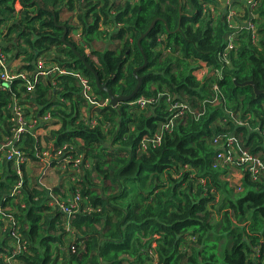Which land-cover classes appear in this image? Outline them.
Segmentation results:
<instances>
[{
	"label": "trees",
	"instance_id": "trees-1",
	"mask_svg": "<svg viewBox=\"0 0 264 264\" xmlns=\"http://www.w3.org/2000/svg\"><path fill=\"white\" fill-rule=\"evenodd\" d=\"M204 4L217 2L0 0V26H7L3 40L14 35L9 44L1 41L2 49L19 50L30 71L52 53L54 62L82 73L102 102L109 100L107 93L96 88L92 71L69 45L97 73L101 85L115 96L128 95L137 83L133 70L144 62L137 40L156 19L140 42L147 62L136 72L142 84L130 101L115 107L107 101L90 109L70 75L56 73L36 82L28 95L37 107L35 115L52 107L60 122L44 142L70 144L89 166L75 176L67 197L52 191L64 203L79 193L78 210L70 217L47 190L30 186L24 175L13 196L16 168L0 174V264H264V175L252 180L245 174L242 190L231 188L222 179L227 171L214 167L212 143L216 136L233 134L249 153L264 158V0L258 7L259 45H251L243 26L228 65L219 58L232 30L226 12L203 16ZM62 7L75 10L77 24L60 19ZM108 27L112 31L102 33ZM76 29L81 33L78 41L71 37ZM102 34L121 44L114 51L93 49ZM201 63L221 68L220 75L198 80L195 72ZM246 82L262 92L240 85ZM212 84L218 88L216 105L207 101L214 95ZM167 93L183 97L192 111L178 118L169 132L162 130L171 117ZM141 96L152 100L144 108L131 104ZM11 105L9 90L0 85V147L13 137ZM82 107L93 115L90 120L82 119ZM230 113L250 117V124L237 125ZM156 133L160 144L142 150L143 137ZM39 144L26 133L15 146L26 160H35V152L42 150ZM94 176L100 182L94 183Z\"/></svg>",
	"mask_w": 264,
	"mask_h": 264
},
{
	"label": "built area",
	"instance_id": "built-area-1",
	"mask_svg": "<svg viewBox=\"0 0 264 264\" xmlns=\"http://www.w3.org/2000/svg\"><path fill=\"white\" fill-rule=\"evenodd\" d=\"M261 0H246L245 4L242 8V11H247V16L240 15L239 11H235L232 7L230 8L228 5L229 0L227 2V12L225 13L226 20L228 25L232 28L228 39L226 41V46L219 55L221 61L228 65L229 54L232 51H235L237 48V44H235V35L237 37V32H240V29L244 26V28L250 32L251 36V45L258 46L260 43V36L258 33L257 22L259 20L258 15V7L260 5ZM212 7L210 4L203 5V16L211 15L212 17ZM237 17H240L242 21H238ZM245 17V18H243ZM1 45V42H0ZM204 69L206 71L205 76H216L220 75L221 68H211L205 66L203 64ZM7 57L3 52L2 47L0 46V85L4 88L8 89L12 96V105H11V116L9 121L12 123V134L13 137L8 142V144L3 145L0 149L7 148V159L13 160L16 165V173L17 180L16 186L13 189L12 195L15 196L19 193V188L22 185L23 174L20 170V166L26 163V158L24 157L21 150H19L15 145L22 140L24 134L29 133L34 138L40 135L39 131L47 128L53 120L52 110L54 108H50L46 110L41 116H36L35 111H37L36 106H32L30 104L29 93L33 94L35 89V84L38 80L42 79V75H50L52 73L56 74H64L72 76L81 92V97L89 104L93 106H100V102L97 100V96L95 95L91 84L88 79L82 75V73L70 70L67 67L60 66L58 64L47 67L45 66V59L40 58L37 60L35 64V69L33 72L16 75L8 70ZM15 81L17 82V86L15 92L12 91V85ZM22 88H25L24 92H22ZM212 91L214 92L213 97L210 100H207L210 104L216 105L218 103L217 91L218 88L216 84H212ZM152 99H146L144 97H138L132 102V105L138 106L139 108H144L147 103H149ZM108 101V100H107ZM106 101V102H107ZM60 102H63V99H60ZM105 102V103H106ZM165 103L167 104L168 112L171 117L169 120L162 126V130L169 132L171 127L174 125V122L185 115L187 112H192L190 106L184 101L183 97L177 98L175 95L166 94ZM198 115L197 113H193ZM250 117H246L241 119L238 114L230 113V119H232L239 126H247L250 123ZM92 125L95 124L94 119L91 121ZM44 125V126H43ZM256 130L260 131V128H256ZM261 138L263 140L262 145L264 147V130L260 131ZM161 136L160 134H154L152 137L144 136L141 141V149L146 150L148 146L156 147L160 144ZM39 140H37L38 142ZM51 143V142H50ZM213 147L216 150L215 155V168H222L224 171L228 170H239L241 173V177L248 175L250 179L257 180L258 177L264 175V158L259 156H254L249 153L242 141L239 140L233 134L228 135H219L213 138ZM52 144V143H51ZM42 145V144H41ZM42 150H38L37 152L41 155L46 156L45 163L54 165L56 171L61 173L62 175H67L70 177L71 181L75 183V176L84 172L82 169L83 166L88 167L89 162L84 159L83 154H78L74 147L70 144H63L60 147H55L53 144L50 145V149L47 150L46 145H42ZM52 152V156L50 154ZM53 161V163H52ZM67 171V172H66ZM72 175V176H71ZM227 177V173L223 174L222 179ZM230 187H235L237 191H241V179L238 184L229 185ZM51 199L54 201L56 205L59 206L61 212H63L66 216H71L72 213L76 212L78 209V203L80 201V195L78 192L72 195L71 200L67 203L61 202L58 198ZM15 201H18L15 199ZM16 237V236H15ZM19 242V241H18ZM17 248L19 245L16 244Z\"/></svg>",
	"mask_w": 264,
	"mask_h": 264
},
{
	"label": "crops",
	"instance_id": "crops-1",
	"mask_svg": "<svg viewBox=\"0 0 264 264\" xmlns=\"http://www.w3.org/2000/svg\"><path fill=\"white\" fill-rule=\"evenodd\" d=\"M127 1H129V0H127ZM216 2H217V5L211 6L213 9L212 10V18H216L220 15H223V13L227 12V9H228V6H227L225 0H216ZM245 2H246V0H229L228 5L230 8L232 7L235 11H239L240 15L245 16V14H248L247 11H242V8L245 7V6H243L245 4ZM60 13L62 16H64V15L66 16V19H64V20H69V23H71V24H77L78 23L75 10H69V9H66V7H62V8H60ZM16 15H18V14H16ZM237 20L242 21L239 19V17H237ZM74 33L75 32L73 31L71 36H74ZM229 34H228V36H229ZM80 35H81V33H80V30L78 29L76 37L80 38ZM13 36H14L13 34H10L8 36V38L3 40L4 41L3 43L9 44V42H7L8 41L7 39H11ZM228 36L226 37V41L228 39ZM233 37H235V41H238L237 37L235 35H233ZM99 42H100L99 39L93 41L92 48L96 49L95 47ZM13 43L15 44V41H13ZM116 43L121 44V42L118 40ZM235 44H237V42H235ZM11 48H13V47L9 46V50H7L8 52H6L4 50V48L2 49L3 52L6 54V57H7V64H8V68H9L8 70L10 72L16 74L17 76L25 73L24 71H26L28 73L33 72V71H30V70L25 68L24 65H26V64H25V61H24L22 55L19 56V50H15V49H11ZM86 52H88L87 49H86ZM52 56L54 57V55L52 53H50L48 55L47 59H45V66L50 67V66L57 64L56 62L53 61ZM201 65H202V69H203V77L199 78L198 73L200 71H202ZM201 65H200V68L198 70H196V72H195V76L200 81L205 77L204 76L203 63H201ZM53 75H54V73H52L50 75H42L41 78L42 79H50L53 77ZM78 88H79V86H78ZM79 90H80V88H79ZM80 97H81V92H80ZM96 98L100 102V106H93V105L87 103L83 98L82 99L86 102V104L88 106H90L89 107L90 109L91 108L96 109V108H99V107L105 105L104 101L102 102L98 97H96ZM81 112H82L81 114L83 115L82 119H84V117H85L86 120H90V117L93 116V115L89 116L87 114L86 107H82ZM59 128H60V122L56 117H54L52 120V123L47 128L39 131L40 135L37 137V139L36 138L35 139L39 140L40 146H41V144L42 145L44 144L47 146V150H49L50 145L53 144V141L51 142L52 144L48 143V142L45 143L44 142V136H48L51 131L58 130ZM253 130H256V128ZM79 143L81 144V141H79ZM7 152H8V150H7ZM7 152H3L0 149V174H2L4 171H8V169H15L16 163L13 160L7 159V157H6ZM45 161H46V156L41 155L38 152H35V160H29V159L26 160V163H24V167H23V175L26 177L28 184L30 186L35 185L41 189L43 188V189L47 190L50 194V198L51 197L55 198V196H54L55 193H52V191H56V193H59L58 195H61L62 197H67V195L71 194V193H69V187H70V184L72 183L70 177L67 175H62L58 171H55L54 165L45 163ZM234 171H237L239 173V176L241 177V173L239 172V170H234ZM41 181L46 182V184L50 185V186H46V187L42 186L40 183ZM68 228H70V227L68 226ZM71 236H72V232L69 233V236L66 238V240L67 241L72 240ZM65 248H68L67 245Z\"/></svg>",
	"mask_w": 264,
	"mask_h": 264
},
{
	"label": "water",
	"instance_id": "water-1",
	"mask_svg": "<svg viewBox=\"0 0 264 264\" xmlns=\"http://www.w3.org/2000/svg\"><path fill=\"white\" fill-rule=\"evenodd\" d=\"M156 22V19L152 21V23L150 24V27L149 29L143 33L137 40V45H138V48L140 50V52L142 53V56H143V64L140 66V67H137L133 70V75L134 77L136 78L137 80V83L134 87V89L131 91V93H129L128 95H124V96H115L112 94L111 91L108 90V88L106 87L105 84L101 85L100 83V80H99V77L97 75V73L95 71H93V69L88 65L86 64V61L85 59L76 51V49L74 48V46L72 45H69V47L71 48V50L74 52V54L79 58V60H81L84 64H85V67L89 70L92 71L93 75H94V78H95V86L98 90L100 91H103V92H106L107 95H108V98H109V103L112 107H115L117 106L119 103L121 102H128L130 101L131 99H133L135 97V95L138 93L140 87H141V84H142V77L140 76H137L136 72L142 68H144V66L146 65V58L144 56V52L142 50V47H141V40L148 34L149 30L154 26ZM64 28V27H63ZM65 29V28H64ZM65 34H66V30H64V35L62 36L61 40L63 42H65ZM241 86H246V85H251L253 86L254 88V91L256 94H260L262 91H258L257 88L255 87V85L252 83V82H246V83H243V84H240Z\"/></svg>",
	"mask_w": 264,
	"mask_h": 264
},
{
	"label": "rangeland",
	"instance_id": "rangeland-1",
	"mask_svg": "<svg viewBox=\"0 0 264 264\" xmlns=\"http://www.w3.org/2000/svg\"><path fill=\"white\" fill-rule=\"evenodd\" d=\"M94 2H96V0H93ZM127 0H114V2H115V4H123V3H125ZM129 1H131V2H133L134 0H129ZM182 2L184 1V0H181ZM130 2V3H131ZM225 2H226V0H225ZM226 4H227V2H226ZM20 9V7L19 6H17V10H19ZM63 12V11H62ZM61 12V13H62ZM61 13H60V15H61ZM17 14V13H16ZM60 19L63 21L64 19H66V16L64 15V16H60ZM239 19L240 20H242L240 17H239ZM67 22H69V20H66ZM0 29H1V35H0V42L3 40V37H2V35H6V31H7V26L6 25H2L1 27H0ZM104 30H103V32L102 33H105V32H111L112 31V28L111 27H108L107 29H105V28H103ZM74 36H71L75 41H78L79 40V37H76V34H77V32H78V29L77 30H74ZM99 43L96 45V49L95 50H97V51H101V50H103V49H108V50H115L117 47H119V45H120V43H116L117 42V40H109L108 39V35H106V36H104L103 34L100 36V38H99ZM1 44H2V42H1ZM55 51H56V49H55ZM86 53H89V50H88V52H86ZM58 56H60V58H64L63 57V55L61 56L60 54H58ZM53 57V56H52ZM93 59H94V57H92ZM201 69H202V65H201ZM206 75V71H205V69H204V76ZM198 76H199V78H202L203 77V69H202V71H200L199 73H198ZM58 99H60V97H58ZM56 171V170H55ZM225 180V182H227L228 183V185H234V184H238V182H239V180H240V176H239V173L237 172V171H234V170H228L227 171V177L224 179ZM92 181H94V183H97V182H100V180H99V178L98 179H96L95 178V176L92 178ZM41 183V185L42 186H50V185H47L46 184V182H43V181H41L40 182ZM231 188H234V186L233 187H231ZM212 212V210H210V213ZM219 217V216H218ZM215 220V219H214ZM65 243L69 246L70 244H71V241L70 240H65Z\"/></svg>",
	"mask_w": 264,
	"mask_h": 264
}]
</instances>
